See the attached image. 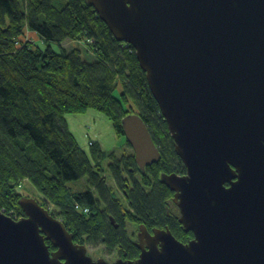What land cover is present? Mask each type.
<instances>
[{
  "label": "water",
  "instance_id": "obj_1",
  "mask_svg": "<svg viewBox=\"0 0 264 264\" xmlns=\"http://www.w3.org/2000/svg\"><path fill=\"white\" fill-rule=\"evenodd\" d=\"M87 1L146 73L187 168L160 180L195 237L143 224L139 258L95 259L24 195L20 219L0 209V264H264V0ZM122 126L140 170L161 159L141 116Z\"/></svg>",
  "mask_w": 264,
  "mask_h": 264
},
{
  "label": "trees",
  "instance_id": "obj_2",
  "mask_svg": "<svg viewBox=\"0 0 264 264\" xmlns=\"http://www.w3.org/2000/svg\"><path fill=\"white\" fill-rule=\"evenodd\" d=\"M31 32L63 50L41 47ZM67 40L77 46L68 51L63 45ZM82 43L94 54L93 62L84 59ZM90 109L107 116L116 135L124 139L122 119L128 114L141 116L161 150V159L141 171L133 151L117 157L93 143V157L110 158V171L125 202L117 199L99 165H93L68 130L66 114ZM32 143L46 162L56 166L55 173L27 154L25 147ZM185 170L134 47L115 38L92 4L0 0V209L12 213V218L23 217L19 200L25 195L23 182L28 181L42 196L38 200L43 207H55L51 213L64 221L76 243H84L85 235L108 237L111 249L120 247L134 256L137 246L125 230L115 229L110 216L117 222L177 228L174 192L160 177L163 172ZM81 179H86L87 189L76 192L68 182Z\"/></svg>",
  "mask_w": 264,
  "mask_h": 264
},
{
  "label": "rangeland",
  "instance_id": "obj_3",
  "mask_svg": "<svg viewBox=\"0 0 264 264\" xmlns=\"http://www.w3.org/2000/svg\"><path fill=\"white\" fill-rule=\"evenodd\" d=\"M27 39H32V36L27 35ZM82 44V55L84 59L88 60L89 62H93V60L95 59L94 54L86 52L87 45L85 43ZM38 45L45 49L50 47L55 52H60L63 50L61 45H58L57 43L52 41L47 42L41 40L38 42ZM63 45L68 51L77 46V44H75V41L73 40H67ZM65 120L67 121L68 130L71 131L80 148L89 154L93 165H99L101 173L105 176L106 181L108 182V186L113 189V193L115 194L117 199L124 202V194L116 188L113 175L109 168V164L111 163L110 158L106 157L100 159L93 157L92 150L95 148L93 146V143H95V145L105 153L114 151L117 157L132 153V151L134 152V149H132V147L130 146H127L126 139H124L123 136L119 137L116 135L112 121L97 109H90L88 111H85V113L66 114ZM25 148L27 154H29L32 159L34 158L42 164H45L53 173H55L56 166L54 164L46 162V156L44 153H42L41 149H39L33 143L27 145ZM68 184L76 192L87 189L86 179L71 181L68 182ZM21 191L26 196L37 199L42 198L35 186H32L28 181L23 182V188H21ZM47 206H49L48 208L52 211L56 210L55 207L51 204H48ZM128 223L129 234H132L133 232L137 233L140 230L138 223ZM134 239H136V237H134ZM88 248L89 255L95 259H102V257L104 256L107 260L109 259L110 262L119 259L116 257V254H118V250L109 248L107 245L102 243V241L90 242L88 243Z\"/></svg>",
  "mask_w": 264,
  "mask_h": 264
},
{
  "label": "flooded vegetation",
  "instance_id": "obj_4",
  "mask_svg": "<svg viewBox=\"0 0 264 264\" xmlns=\"http://www.w3.org/2000/svg\"><path fill=\"white\" fill-rule=\"evenodd\" d=\"M136 164H137V162H136ZM137 166H138V164H137ZM149 166H151V165H149ZM147 167V166H146ZM145 167V168H146ZM139 168V167H138ZM145 168L142 170L141 169V171H145ZM131 170L133 169V167L132 168H130ZM140 170V169H139ZM187 172V168H186V170H185V172L184 173H186ZM184 173L183 174H181V175H184ZM179 174V173H178ZM123 194H124V192L122 191V190H120ZM175 193V192H174ZM125 195V194H124ZM173 197H174V194H173ZM173 197H172V199H173ZM126 198V197H125ZM125 198H124V200H125ZM171 199V200H172ZM125 202V201H124ZM173 203H174V201H173ZM174 205L176 206L175 207V209L173 210L174 211V213H176V215H175V217H176V222H177V228L176 227H171L170 225H168V224H166L165 225V227H159V226H157V225H154V226H148L147 224H145L146 226H147V229H148V231H149V233L150 234H152V235H155V234H153V230H154V228H159V229H161V230H165V229H169L170 231H171V233H173L174 235H175V237H177L179 240H181L183 243H187V241L188 240H190V239H192V238H194L195 237V234H194V232H192V231H186L185 230V227H184V225L181 223V222H179V218H180V216H181V211L179 210V207L176 205V203H174ZM121 214H123V215H126V212L125 211H122L121 212ZM24 216H25V214H24ZM109 220H110V223H112V225H114V227H115V229H117V230H125V233H126V235H127V237L129 238V241L131 242V244H134V245H136L137 246V249H138V254L137 255H134V256H128L127 255V252H122L121 251V248L120 247H118V248H115V250H118V254H116L117 256V258H124V259H126V260H134V259H137V258H139V255H140V252H141V250H140V248L138 247V245H137V243L140 241L139 240V232H140V230L136 233V232H133L132 234H129V232H128V222H131V221H128V220H126L124 223H123V221L122 222H117V220H116V218L114 217V216H110V218H109ZM122 223H123V225H124V227H123V225H122ZM144 224V223H143ZM142 223H140L139 224V227H141L142 225H143ZM121 226H122V228H121ZM140 229V228H139ZM85 238H84V245L88 248V243H90V242H101L102 241V243H104L105 245H107L106 243H108L107 241H109V239H108V237L107 238H101V239H98V238H95V237H92V236H90V237H88L87 235L86 236H84ZM134 237H136V239H134ZM109 247V246H108ZM110 248V247H109ZM89 249V248H88ZM88 253H89V250H88ZM105 257V256H104ZM106 258V257H105ZM109 260V259H108ZM110 261V260H109Z\"/></svg>",
  "mask_w": 264,
  "mask_h": 264
},
{
  "label": "crops",
  "instance_id": "obj_5",
  "mask_svg": "<svg viewBox=\"0 0 264 264\" xmlns=\"http://www.w3.org/2000/svg\"><path fill=\"white\" fill-rule=\"evenodd\" d=\"M31 35H34V40L41 41L39 35L37 36L36 34H33L32 32H31Z\"/></svg>",
  "mask_w": 264,
  "mask_h": 264
},
{
  "label": "built area",
  "instance_id": "obj_6",
  "mask_svg": "<svg viewBox=\"0 0 264 264\" xmlns=\"http://www.w3.org/2000/svg\"><path fill=\"white\" fill-rule=\"evenodd\" d=\"M85 211L88 212L89 210H85ZM8 214L11 216L12 213H8Z\"/></svg>",
  "mask_w": 264,
  "mask_h": 264
}]
</instances>
